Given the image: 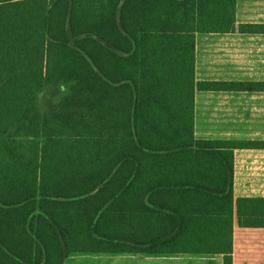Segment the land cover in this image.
<instances>
[{"label": "trees", "instance_id": "16d2710c", "mask_svg": "<svg viewBox=\"0 0 264 264\" xmlns=\"http://www.w3.org/2000/svg\"><path fill=\"white\" fill-rule=\"evenodd\" d=\"M237 0H0V264L71 254H220L234 216L264 228V198L234 202L235 151L196 136V36L237 31ZM242 34H264L246 24ZM57 91L44 113L39 96Z\"/></svg>", "mask_w": 264, "mask_h": 264}, {"label": "rangeland", "instance_id": "374dc122", "mask_svg": "<svg viewBox=\"0 0 264 264\" xmlns=\"http://www.w3.org/2000/svg\"><path fill=\"white\" fill-rule=\"evenodd\" d=\"M240 22L264 23V0H238ZM196 78L199 81L264 82V35L196 38ZM199 93V92H198ZM57 91L39 96L44 113L56 102ZM197 137L213 140L264 141V93L206 92L198 95Z\"/></svg>", "mask_w": 264, "mask_h": 264}, {"label": "crops", "instance_id": "0c3cea01", "mask_svg": "<svg viewBox=\"0 0 264 264\" xmlns=\"http://www.w3.org/2000/svg\"><path fill=\"white\" fill-rule=\"evenodd\" d=\"M240 10L237 0L236 32L230 34H199L196 38L203 36L244 35L238 30L241 25H245L240 22ZM199 93L204 94L206 92ZM199 93L196 94V119L202 118V115L197 112ZM210 93L215 94L218 92ZM197 134L196 132V136ZM234 194V202L240 198H264V150L235 151ZM232 257L234 264H264V228H241L237 225L236 216H234V251ZM224 259L225 256L220 254L73 253L69 257L67 264H224Z\"/></svg>", "mask_w": 264, "mask_h": 264}]
</instances>
